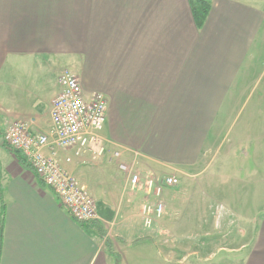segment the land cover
<instances>
[{
    "label": "crops",
    "instance_id": "0c3cea01",
    "mask_svg": "<svg viewBox=\"0 0 264 264\" xmlns=\"http://www.w3.org/2000/svg\"><path fill=\"white\" fill-rule=\"evenodd\" d=\"M197 1L0 0V101L13 102L0 121L30 118L33 130L47 132L64 68L76 73L86 94L102 92L108 99L102 131L108 151L96 160L68 150L56 153L62 167L96 198L104 236L75 220L30 165L2 145L1 136L0 264H187L185 249L191 244L197 250L189 255L197 264L219 262L214 259L221 252L225 257L222 245L213 255L206 251L213 245L210 232L220 228L215 223L195 243L178 234L172 246L173 230L193 231H187L186 220H174L171 230L161 216L152 230L142 223L133 236L122 235L120 219L138 226L143 205L156 199L143 189L131 190L129 176L112 158L120 151V160L137 159L138 169L142 164L162 178L176 176L179 184L168 186L174 191L171 200L166 190L161 195L168 207L174 201L190 206L196 184L214 181L210 166L233 169L231 161L239 157L248 198H262L264 158L258 155L256 165L246 167L248 153L233 145L223 152L217 136L236 127L235 118L251 100L263 114L264 0H203V19L195 13ZM240 128L242 137L243 131L256 132V151L263 152L264 118L255 119L253 112ZM92 170L103 172L104 179L90 180ZM114 170L116 178L107 176ZM233 174L229 170L227 180L233 181ZM250 184L257 185L254 196ZM228 194L222 198H231ZM205 215H210L206 208ZM247 216L252 233L231 250L240 251V264H264V214ZM143 252L150 254L144 258ZM135 254V260L127 259Z\"/></svg>",
    "mask_w": 264,
    "mask_h": 264
},
{
    "label": "built area",
    "instance_id": "2783aa9c",
    "mask_svg": "<svg viewBox=\"0 0 264 264\" xmlns=\"http://www.w3.org/2000/svg\"><path fill=\"white\" fill-rule=\"evenodd\" d=\"M58 82L61 91L51 103L50 129L34 132L31 122L19 119L8 127L4 139L13 150L18 148L25 152L30 167L57 194L75 220L91 223L99 217L95 199L72 173L62 168L54 156L58 150H68L77 157L90 155L96 160L108 151L107 141L102 136L107 122L108 99L102 92L86 94L79 77L69 68L60 72ZM46 151L53 157L46 158L43 154ZM121 155L120 151H114L112 158L129 176L131 190L143 189L156 199L145 203L141 209L144 226L152 228L165 209L161 198L165 187L176 186L179 180L174 175L143 180L133 171L137 159L128 163L120 160ZM66 160L72 159L68 157Z\"/></svg>",
    "mask_w": 264,
    "mask_h": 264
},
{
    "label": "rangeland",
    "instance_id": "374dc122",
    "mask_svg": "<svg viewBox=\"0 0 264 264\" xmlns=\"http://www.w3.org/2000/svg\"><path fill=\"white\" fill-rule=\"evenodd\" d=\"M6 95L8 96V92L6 93ZM256 95H258V92L256 93ZM2 99L3 98H2V95L0 93V100H2ZM5 100H6L5 102L0 101V114L4 115V116L11 113V110H8V109L10 108V105L13 104V102L10 101L8 98H6ZM1 102L4 104H2ZM256 104H257V102H255L254 100H251V102L249 104H247L246 106H244V109L235 118L234 124L236 125V127H234L233 129H229L228 134L226 133V130H224L217 136L218 142H222V140H223V142H222V147H224L223 152H225L230 147H232V145L235 146V148L238 149L240 151V153L241 152L242 153L247 152L249 157H248V160L245 161L244 166L250 167V168H252L256 165L255 159H257L259 157L258 155H261V157L264 158V151L263 152H257L256 151L257 135H256L255 131H251V130L249 132L243 131L242 134L245 137H242V135L239 134V131L241 129L240 125L242 124L244 119L246 117H248L249 114L252 115L253 112H255V119L259 118L260 116L262 118H264V111H263V114H260V112L258 110L259 107ZM262 107H263V105H262ZM236 112H237V109L235 110L234 114ZM234 116H236V115H234ZM23 120H27V121L31 122V128H32V119L23 118ZM12 121H8V120H6V122L0 121V139L2 136V145L8 147L9 149H12V147L10 145H8L7 142L5 141L4 133H6V130L12 124ZM32 130H33V128H32ZM33 131L36 132L35 130H33ZM240 139L245 140L244 145H242V146L240 145V142H238V141H240ZM0 144H1V142H0ZM260 146H261V144H260ZM261 147H263V146H261ZM16 150L26 159V162L28 163L29 159H28L27 155L25 154V152L20 151V149H18V148ZM43 154L45 155L46 158L53 157L47 152H45ZM208 156H209V154L207 153V156L205 155V159H208L209 158ZM54 159L57 160V156H54ZM57 161L59 162V160H57ZM137 162H138V160H137ZM232 162L234 163L233 169H230V167L222 169V168H216L215 166H213V168H211V166H210L209 170H211L212 178L214 179V181L212 182V184H210V183H198V184H196L197 189H196V192H195L193 199L190 201L191 202L190 206H185V205H182L180 203H177L178 201H174V203L171 201L172 203H170V206H168V207L165 206V211H164L162 217L168 223L171 230H173L176 227V223H174V220H176V219L183 220V221L186 220L185 221L186 224H184V225L188 226L187 231L193 230L191 232H178L177 228L175 230H173L171 232V234H169V237H168L169 238L168 243L171 246L174 245L179 240L178 234L190 236L188 239H190L191 243H195L196 240H198L197 239L198 237H200V236L202 237V235H204L205 230L209 226H210L209 229H212V228H214V223L219 224L220 228H217L218 231L210 232L213 236V239H214L211 242L213 245L210 248H207L206 251H209V254H210L211 252L216 250L218 246H221V245L225 246V248H227V249H225V250H227V252H225V257L223 256L224 252L218 253L217 257L214 259V261H219V262H215L213 264H240V258H241V257L239 258L240 251H233L231 249H237L238 246H240V244L243 243L245 241V239H247L249 237V235L252 233L251 231L249 232L247 230V227H250V225H251V222H250L251 217L247 216V213L249 215L251 212H253V213L259 212V215H260L259 217L263 216V214H264V184H260V186L258 188V191L262 195V198L260 200H258L255 197L254 198H250V197L248 198L247 195H248L249 188H247V187L249 185L247 186L246 184H241V181L245 180V177H246L245 169L241 168L243 166V163L240 162L239 157L237 158L235 156L233 157L231 163ZM261 164L262 165L260 167H262V169L264 170V159L262 160ZM138 165H139L138 163H137V165H135V169L133 171L138 173L140 175L141 179L145 180L147 177H152L155 179L156 178L162 179V177L159 176V174H155V171L146 170L145 168H143L142 164H140L139 169H138L137 168ZM235 166H237L238 168H235ZM166 170H169V169H166ZM229 170H231L232 173H235V174H233L234 175L233 181L227 180V178H226L227 176H229L228 175ZM118 173H119L118 170H114L111 172H107V176L116 178ZM142 173L143 174L145 173L146 176L143 175ZM103 174L104 173L101 171H98V173H97L96 171L92 170V171H90V178L89 179L92 180L93 182L102 181L104 179ZM213 176H216V177H213ZM165 177H167V175H165ZM117 187H118V185H117ZM119 188H120V186H119ZM256 188H257L256 184H250L249 195L254 196ZM165 190H166V192H165ZM231 190H233V191L231 192ZM164 192H165V198H167L168 200H171V197L174 195V193H173L174 191L171 190V188L166 187L164 189ZM226 192L229 193L228 195H230L231 198H228V199L222 198L223 195H226ZM90 194L95 199V201L97 203V207H98V202H97L96 198L92 195V193H90ZM153 200H155V198H153ZM142 203H143L142 201L140 203V200H138L136 202L137 207L139 208L140 204H142ZM247 207H249V210ZM205 208H206L207 213L210 212V215H205ZM98 211H99V207H98ZM167 211H170V212H167ZM220 213H223L222 217H220L221 216ZM168 215H170V216H168ZM160 218H157L155 220L154 224ZM223 218H224V220H222ZM248 219H250V220H248ZM97 220L102 221L100 214H99V217ZM120 222H121L120 226H123V228L121 230L122 231L121 234L126 236V237H131L134 235L135 227L138 228L136 233L143 229V226H140L143 223L142 220L140 221V223L138 221H136L138 226L133 225L132 223H130V224L126 223V225H124L125 223H123L121 221V219H120ZM108 225L110 226L109 223H107V226ZM109 226H108V228H109ZM108 228L107 229L104 228L106 232L109 230ZM152 228H147V229L152 230ZM200 229H202V230H200ZM216 235H217V237L215 238ZM105 243L107 244V242H105ZM133 247H135V246H133ZM185 250L187 252L185 254V256H187L185 258L186 259L185 261L187 262V264H197L196 262H193L196 258L194 256L189 255L190 251H196L197 250V247L195 246V244L189 245ZM152 252L155 256L157 255L155 250H153ZM149 254H150L149 252H143L144 258H146L147 255H149ZM135 258H136V254L130 255L129 257H127L128 260H135ZM221 259H222V262L220 263ZM115 260H118V261L120 260L119 254H115ZM197 260H200V259L197 258ZM172 263L173 262H171V264Z\"/></svg>",
    "mask_w": 264,
    "mask_h": 264
},
{
    "label": "trees",
    "instance_id": "16d2710c",
    "mask_svg": "<svg viewBox=\"0 0 264 264\" xmlns=\"http://www.w3.org/2000/svg\"><path fill=\"white\" fill-rule=\"evenodd\" d=\"M204 2L205 1L203 0H198L197 2H195V4H197V6L195 7V13H197V16H199L202 19L205 17V14L207 12V6L204 7L206 2L205 3ZM11 150L15 152L16 157L22 164H25V165L28 164L26 162V159L17 150L15 149L14 150L11 149ZM81 224L84 228L88 229L90 232L96 233L100 236H104L103 226L99 220H95L91 223H81Z\"/></svg>",
    "mask_w": 264,
    "mask_h": 264
}]
</instances>
